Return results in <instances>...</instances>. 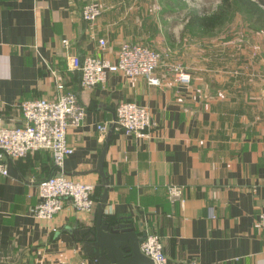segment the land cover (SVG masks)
Wrapping results in <instances>:
<instances>
[{
    "label": "crops",
    "instance_id": "obj_1",
    "mask_svg": "<svg viewBox=\"0 0 264 264\" xmlns=\"http://www.w3.org/2000/svg\"><path fill=\"white\" fill-rule=\"evenodd\" d=\"M92 1L101 11L95 23L82 18ZM138 10L123 0H0V128L22 123L23 100L56 96V81L86 109L84 123L67 135L75 153L63 163L66 175L96 186L106 134L98 125L115 120L123 101L147 107L149 138L115 128L105 160L109 179L107 212L126 219L138 235L161 237L173 261L198 264H264V81L239 78L234 69L175 81L171 64L144 78L110 74L104 84L82 88L69 58L117 60L126 41L146 40L134 31ZM99 39L106 46H99ZM69 41V46L63 44ZM236 76H233L232 72ZM255 76V77H254ZM229 77V78H228ZM9 177L0 179V264H101L87 257L70 229L92 226L94 213L70 202L51 220L35 217L38 185L57 174L50 153L34 151L5 160ZM180 193L171 202L168 186Z\"/></svg>",
    "mask_w": 264,
    "mask_h": 264
},
{
    "label": "built area",
    "instance_id": "obj_2",
    "mask_svg": "<svg viewBox=\"0 0 264 264\" xmlns=\"http://www.w3.org/2000/svg\"><path fill=\"white\" fill-rule=\"evenodd\" d=\"M81 14L84 21L95 23L102 11L96 3L89 2L83 6ZM63 44L67 47L69 41L63 40ZM106 44L105 39H99L101 48ZM162 60L160 53L144 43L126 41L121 45L115 62L97 56L75 55L69 58L68 68L80 74L81 86L85 89L104 84L110 74H121L128 79L144 78L150 85L160 86L162 82L156 71L162 66ZM191 80L189 73L175 71L177 83L185 85ZM56 91L52 99L23 100L20 104L21 125L0 128V179L9 177L6 159H23L34 151H46L52 156L57 174L49 176L38 185L40 200L33 209L35 217L44 220L53 219L65 208L67 202L78 212L87 214L94 213L97 205L96 186L70 179L63 169L66 158L75 153V149L68 143V132L84 123L86 109L78 96L67 91L58 79ZM114 123L116 128L137 139L149 138L153 125L150 110L132 101L119 103ZM97 128L105 135L108 125H98ZM167 191L171 202H175V195L180 193V188L170 185ZM255 227L264 230V213ZM140 250L155 264H198L196 260H171L157 234H147L140 243Z\"/></svg>",
    "mask_w": 264,
    "mask_h": 264
},
{
    "label": "rangeland",
    "instance_id": "obj_3",
    "mask_svg": "<svg viewBox=\"0 0 264 264\" xmlns=\"http://www.w3.org/2000/svg\"><path fill=\"white\" fill-rule=\"evenodd\" d=\"M123 1L138 10L140 25L134 31L146 40L145 46L162 55V64H171L174 74L183 70L191 78L203 79L209 70L227 74L235 68L239 78L251 79L260 73L264 81V30L239 1L231 0L229 9L223 0ZM216 16L212 30L193 22Z\"/></svg>",
    "mask_w": 264,
    "mask_h": 264
},
{
    "label": "water",
    "instance_id": "obj_4",
    "mask_svg": "<svg viewBox=\"0 0 264 264\" xmlns=\"http://www.w3.org/2000/svg\"><path fill=\"white\" fill-rule=\"evenodd\" d=\"M116 124H110L104 147L99 155L96 172L102 179L103 192L98 199L92 226L70 229L81 244L83 253L101 264H155L140 250L147 232L141 235L135 230L131 221L113 219L107 212L109 197V179L105 172V160L113 137Z\"/></svg>",
    "mask_w": 264,
    "mask_h": 264
},
{
    "label": "trees",
    "instance_id": "obj_5",
    "mask_svg": "<svg viewBox=\"0 0 264 264\" xmlns=\"http://www.w3.org/2000/svg\"><path fill=\"white\" fill-rule=\"evenodd\" d=\"M231 0H223L222 5L225 6L226 9H229L231 7L230 5ZM242 5L247 7L253 15L256 17V24L261 29L264 30V0H237ZM223 8H221V11ZM218 17H201L195 19L193 22L198 24L199 26H202L206 30H212L216 25ZM97 192V190H96ZM95 192V199L98 202L99 197L101 196L103 192V187L101 186V190L99 192V196H97V193Z\"/></svg>",
    "mask_w": 264,
    "mask_h": 264
}]
</instances>
